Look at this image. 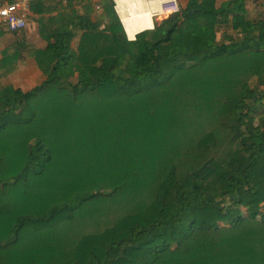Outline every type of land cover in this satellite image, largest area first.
<instances>
[{"label":"trees","instance_id":"trees-1","mask_svg":"<svg viewBox=\"0 0 264 264\" xmlns=\"http://www.w3.org/2000/svg\"><path fill=\"white\" fill-rule=\"evenodd\" d=\"M179 1L135 41L32 5L44 46L0 54V264H264V7Z\"/></svg>","mask_w":264,"mask_h":264},{"label":"built area","instance_id":"built-area-1","mask_svg":"<svg viewBox=\"0 0 264 264\" xmlns=\"http://www.w3.org/2000/svg\"><path fill=\"white\" fill-rule=\"evenodd\" d=\"M33 0H13L0 2V28L10 33H20L27 28L31 16ZM65 3L70 0H63ZM77 1V0H74ZM91 2V0H78ZM113 12L117 15L126 32L129 41H135L137 35L154 31L160 17L174 16L181 13L179 0H111ZM98 13L101 6H96ZM136 22L139 27L133 36L129 35L127 26ZM104 28V26H101Z\"/></svg>","mask_w":264,"mask_h":264},{"label":"crops","instance_id":"crops-1","mask_svg":"<svg viewBox=\"0 0 264 264\" xmlns=\"http://www.w3.org/2000/svg\"><path fill=\"white\" fill-rule=\"evenodd\" d=\"M12 1L13 0H0V2H12ZM38 1H42L43 3L46 4V6L47 5L51 6L53 2L57 3V4H62V8L57 12L59 14H63L64 12L69 11V12H75L76 14L80 15V14L84 13V9L86 7H88V6L93 7L94 6L93 12L91 14V16L93 18L99 17L101 14H103V12L106 13L108 10H111V8H112V1L111 0H91V2H82V1H78V0L77 1L70 0L69 2H66V3L63 0H33L32 4H31V16L28 20V23H29L30 19L33 18V23H31V26H30V24H28L27 28L24 30V32L22 31L20 33H10V32H7L6 30L0 28V54L4 48L14 44L16 41L23 39L26 42H28V39H30L29 35H31L33 31L38 30L39 24H38L37 20L35 19V15L32 12V5ZM63 6H64V8H63ZM96 6H101L102 12L98 13L95 9ZM108 7H110V8H108ZM50 16L52 17L54 15H50ZM33 25H34V27L37 25L36 28H33ZM36 32L38 33V31H36ZM26 58L29 60L28 66L30 65L29 71L31 72V74L26 75L25 77H23V76L22 77L23 78L33 77V76H35V71L37 69V65H36L34 59H32L30 56H26L25 59ZM25 59L20 65V68L22 70L27 69V66L22 68V65L25 64V61H26Z\"/></svg>","mask_w":264,"mask_h":264},{"label":"rangeland","instance_id":"rangeland-1","mask_svg":"<svg viewBox=\"0 0 264 264\" xmlns=\"http://www.w3.org/2000/svg\"><path fill=\"white\" fill-rule=\"evenodd\" d=\"M221 1L217 2V4L220 5ZM247 6H248L250 19H256L258 17V15H259V12L262 11V8L264 7V0H248L247 1ZM108 8H110V7H108ZM159 19L160 20H157V22H158L157 24L160 25V24H163L164 22L168 21L169 19H171V16L160 17ZM51 20H52V18H51ZM31 23H33V18L30 19L28 24H30V26H31ZM36 26L34 27V25H33V28H36ZM36 31H33L32 34L29 35L30 39H28L27 43H28L29 47H31V48L44 46V43L42 42V40L40 39V37H39V35H38V33ZM217 34H218V42L219 43H223L224 42V39H225L226 35L229 36L230 40L233 38V36H232L233 33L231 32V29L227 28V27H224V26H219L217 28ZM70 38L73 41V45H74L75 39H74L73 35H71ZM25 60H26L25 64L22 65V68L27 66V69H25V70L21 69V73L22 74H20L23 77H25L26 75L31 74V72L29 71L30 65L28 66L29 60L27 58ZM27 78H29V77H27ZM139 82L144 84V85L149 84V83H145V82H141V81H139ZM138 84H139L138 81L137 82H133L132 83V87L135 86V85H138ZM17 116H18L17 113L15 115H13L14 118H17Z\"/></svg>","mask_w":264,"mask_h":264},{"label":"bare ground","instance_id":"bare-ground-1","mask_svg":"<svg viewBox=\"0 0 264 264\" xmlns=\"http://www.w3.org/2000/svg\"><path fill=\"white\" fill-rule=\"evenodd\" d=\"M139 25L136 22L130 23L127 26V31L129 32L130 36H133L134 33L137 31Z\"/></svg>","mask_w":264,"mask_h":264}]
</instances>
